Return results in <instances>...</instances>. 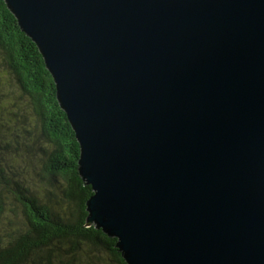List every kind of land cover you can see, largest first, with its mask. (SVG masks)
<instances>
[{
    "label": "water",
    "instance_id": "95a60500",
    "mask_svg": "<svg viewBox=\"0 0 264 264\" xmlns=\"http://www.w3.org/2000/svg\"><path fill=\"white\" fill-rule=\"evenodd\" d=\"M79 145L86 225L126 264H264V0H3Z\"/></svg>",
    "mask_w": 264,
    "mask_h": 264
},
{
    "label": "trees",
    "instance_id": "16d2710c",
    "mask_svg": "<svg viewBox=\"0 0 264 264\" xmlns=\"http://www.w3.org/2000/svg\"><path fill=\"white\" fill-rule=\"evenodd\" d=\"M78 157L52 77L0 0V264H126L86 225Z\"/></svg>",
    "mask_w": 264,
    "mask_h": 264
}]
</instances>
